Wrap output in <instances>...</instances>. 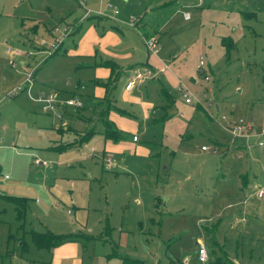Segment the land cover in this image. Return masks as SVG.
<instances>
[{"label":"rangeland","instance_id":"obj_1","mask_svg":"<svg viewBox=\"0 0 264 264\" xmlns=\"http://www.w3.org/2000/svg\"><path fill=\"white\" fill-rule=\"evenodd\" d=\"M146 1L86 0L83 7L79 0H0V264H264V196L254 194L255 185L264 182V145H257L264 135L232 136L223 118L249 120L253 133L264 128V0H182L181 6L180 0H150L152 6L162 1L180 6L167 14L160 39L168 49L161 53L173 49L170 59H164L183 89L205 92L208 99L202 106L187 103L178 85L170 87L162 76L169 94L160 82H148V94L141 88L143 99L164 103L168 117L154 122L135 112L137 141L124 129L117 147L103 151L97 119L101 107L84 98L81 108L53 116L56 124L75 127L65 145L79 144L64 158L43 154L37 148L43 145L28 137L42 105L23 89L9 96L28 72H36L35 78L49 89L81 82L88 92L92 81L70 52L72 40L66 38L56 52L44 45L52 39L50 29L80 22L120 23L128 33H137L127 22L131 15L140 17ZM109 5L119 9L117 22L109 18ZM86 9L90 11L83 18ZM141 42L134 70L146 61ZM8 45L25 53L15 57L14 66ZM201 57L209 80L200 73ZM31 94L37 92L32 88ZM88 130L92 135L83 138ZM202 144L209 149L202 150ZM33 155L44 162L36 163ZM42 166L55 168L52 178L68 196L71 188L76 195V175L91 181L83 193L88 220L78 229L85 235L76 251L69 243L57 250L39 248L31 239L34 221L46 224L49 219L58 232L73 230L69 220L59 229L60 223L44 210V185L54 183L37 175ZM13 180L33 188L24 229L18 227L13 202L1 196ZM67 208L74 206H64L60 219L70 216ZM201 243L205 261L199 259Z\"/></svg>","mask_w":264,"mask_h":264},{"label":"crops","instance_id":"obj_2","mask_svg":"<svg viewBox=\"0 0 264 264\" xmlns=\"http://www.w3.org/2000/svg\"><path fill=\"white\" fill-rule=\"evenodd\" d=\"M151 3L152 2L150 0H147L144 3L143 10L140 16H143L142 23H144L145 29L149 32L154 33L158 37L160 47L157 54L149 53L146 48L147 57L143 68H136L134 70L135 65L138 63L136 61L141 59L140 57L138 58V55L139 51L142 50L143 47L141 42L142 39L140 40L141 37L138 31L133 27L131 28H133L137 33H133V31H131V33H128L123 29L120 23L89 22L84 25L82 24L83 22H80L75 24V27L71 34L66 37L68 38L67 41L72 40V44L74 45V47L71 48V54L79 60L81 65H83L84 71H87L88 80L92 81V84L88 86V88L90 87L88 92H86L85 90L87 85H84V87L81 89L76 87V83L79 84L81 82H76L72 87H70L68 84L62 87L55 86L50 89H60L63 96H68L75 92L80 93L83 101L85 98L90 103H94L101 107V112L97 116V119H99L102 123L99 131L101 135L103 130L104 117L101 113L102 109L107 104L110 105V109L108 110L106 117L104 118L111 120L120 132L125 129V131L132 134V137L134 135V131H136L135 129L139 126V119H137L138 116L135 112L139 113L140 111L143 114V119L147 120L152 118L154 122H164V120L167 119L163 117L164 114L168 117V112L165 108V104H155L150 100L143 99L141 88L145 86L146 92L148 94L147 84L148 82L152 81H156V83L153 84H157V82H160V84L164 87L160 76L165 78L170 83V87L173 88L177 85L179 86V83L182 82L179 76L176 75V73L172 70L170 65L165 60L170 59V57L174 54L173 49H170L165 54L161 53L162 49L168 48L166 46V43L164 44L163 40L160 39V32L170 17L167 16V13H171L170 15H172L175 10L179 9V7L183 5L182 0H180L179 2V7H177V5L175 4L171 5L169 3H164V1L157 4L156 6H152ZM84 15L83 18L88 16L87 15L84 17ZM109 18L112 20L110 16ZM32 22L35 24L38 23L36 19H33ZM139 26L141 28V24ZM33 31H35V28H33ZM170 42L173 41L171 40ZM62 45H64V42L62 43ZM163 64L167 65V68H165L163 71L158 72V74L154 77L146 78L142 81H138L135 84L136 86H139L137 88V91L134 89L136 87L135 85L130 89L125 88L126 81L134 72L138 70H144L146 67L151 65L161 66ZM20 71L23 72L22 70ZM124 75H126V78H124ZM35 77L36 72L34 74V80L37 81V83H34L32 87L37 92L36 95L41 92L50 90L44 85V82L38 81ZM23 78L24 77H22V79L20 80L21 82L23 81ZM121 81L122 83L124 81V84H121ZM207 89L212 88L210 87ZM164 91L166 94H169L167 93L165 87ZM195 93L199 95L198 92ZM199 96L203 98L202 102L208 99L205 92L201 93ZM209 101L212 102V99H210ZM35 102L40 103L38 101ZM199 106H202V104H199ZM68 110L69 108H66L64 113L68 112ZM53 116L54 115L52 113L46 111L43 107L42 109L36 111L33 117V125L29 130L31 134L28 137L29 140L32 139L31 141L41 143L43 145L42 147H37L40 151L43 152V154L57 153L61 158H64L71 154V148L79 144L77 143L74 146L67 147L64 143L71 139L75 127L56 124L53 120ZM69 116H71V114H69ZM23 125L24 123L22 122L20 126ZM91 133L93 132L91 131L90 133L86 134L85 137L92 135ZM137 140L138 139L134 141ZM116 143L117 142L105 139L104 137L103 142H100L103 151H108L106 150V147L115 149V147H117ZM91 148L93 150H98V147L96 146H92ZM29 153L30 152H27V154ZM33 156L35 157L36 155ZM36 170L39 177H46V179H48L49 181L52 179L54 183L51 187L49 186L50 184L44 185L45 193L48 196V203L42 202L44 210L49 215H51L52 221L60 223L58 224L59 229H62L61 227L64 226V221L67 222L69 220L73 226V230H70L69 232H58V230L56 231L54 228H51V226H49L51 220L46 219V224H42L41 221H39L40 226H35L39 223H37V221H34L30 231L49 230L54 233L62 234L74 233L75 235H77L75 239L65 241L53 247H56L55 249L57 250L64 244L69 243L75 246L74 249L76 251L80 236L85 235L78 229L79 227H81V225H86L88 220V200L86 198H83V193L84 191H87L91 188V181L88 178H83L81 176L77 177L76 175L74 177V185H72L76 189V195H74L73 197L72 195L73 193H75L74 189H70L69 196L58 189L61 188L60 184L56 182L55 176L54 178H52V172L55 170L54 167L45 168L44 166H42V168H38ZM21 183H23V185H21ZM11 184L13 185L9 189L6 188L5 192L3 193L23 196L25 197L26 201L28 198L31 201V193L33 191V188L29 187V183L13 180ZM56 184H58L59 186L57 185V187H55ZM259 184H264V182L256 184L255 187ZM242 201L245 202L244 200ZM70 203L73 204L74 209L70 210L69 208H67L65 210L70 216L67 218V220H64L62 218L60 219L58 217L59 211L64 210V206H68ZM28 206L31 210L30 205ZM16 222H18L19 228L24 229V221L22 227L19 226V221L17 219Z\"/></svg>","mask_w":264,"mask_h":264},{"label":"built area","instance_id":"obj_3","mask_svg":"<svg viewBox=\"0 0 264 264\" xmlns=\"http://www.w3.org/2000/svg\"><path fill=\"white\" fill-rule=\"evenodd\" d=\"M79 2L84 7L85 6L84 3H86V0H79ZM109 8H110V13L108 15L113 20H115L117 22L119 9L116 7H113L112 5H109ZM89 11H90L89 9L85 10L84 17L89 14ZM185 17H188L187 12L185 13ZM132 19H134V20H132ZM137 19H138V17L133 18V16L131 15L129 17V21L127 22L128 26L135 28L140 33L141 39H142L143 43L145 44L149 53L157 54V52L159 51V47H160L157 36L155 34H151L148 36L142 34L140 26L137 23ZM74 27H75V25L72 27L71 26H54L51 29V36H52L51 41H49V42H47L46 40L44 41V45L46 46V48H48V50L50 52L57 51L61 47V45L64 42V40L66 39V37L71 34ZM6 51L10 56L9 63L13 66L15 64V57L25 54L23 50H21L19 48H12L9 45L6 48ZM203 65H204V62H203V58L201 57L199 60V70H200V73L202 74V76L204 77V79L208 80L209 76L206 73ZM165 68H167V65L163 64L161 66L151 65V66L146 67L144 70H138V71L134 72L128 78V80L126 81V84H125V88L130 89L138 81H142L146 78L154 77L155 75L158 74V72L163 71ZM33 84H34V73H32V72L25 73L23 81L21 83H19L17 86H15L14 88H12V90L9 92V96H13V95L17 94L22 89L26 90L28 96L31 99L40 102L42 107L46 111L52 113L54 116H57V117L62 116L61 110L64 108L71 107V108L78 109V108H81L84 104L83 98H82L80 93L75 92V93L70 94L69 96H63L61 93V90L57 89V88H53V89L47 90L45 92H41L36 96H33L31 94V89L33 87ZM76 87L83 88L84 85L81 83H79V84L76 83ZM178 87H180V89L183 91V96H184L185 102H187V103L194 102L196 104H202L201 96L197 95L195 92H193L189 89L184 90L182 82L179 83ZM223 118L227 122L224 125V128L227 129L232 136L249 137L250 135H255L257 137H261L264 135V128L253 133V129H254L253 125L251 124V122L249 120H247L243 117H239L237 119H230V118H226L223 116ZM132 138H133V140L137 139L136 135H133ZM257 145L263 146L264 141L262 139H258ZM201 149L207 150V149H209V146L202 144ZM212 150L215 151L216 147L214 146V148H212ZM110 159H111L110 155L107 154L106 161L109 162ZM34 161L36 163L44 162L43 160H41L37 156H35ZM5 177H7V174L5 175ZM254 193L257 197H263L264 196V184L257 185L255 187ZM198 253H199V259L201 261H205L206 257H207V253H206V249L202 243L199 246Z\"/></svg>","mask_w":264,"mask_h":264},{"label":"trees","instance_id":"obj_4","mask_svg":"<svg viewBox=\"0 0 264 264\" xmlns=\"http://www.w3.org/2000/svg\"><path fill=\"white\" fill-rule=\"evenodd\" d=\"M167 6H169V5H167ZM142 17L143 16H140L137 19V23L139 25L141 24V28H140L141 33L144 35H147V36L154 34V33L149 32L145 29L144 23H142ZM139 35H140V33H139ZM140 37H141V35H140ZM197 105L199 106V104H197ZM69 108H71V107H69ZM65 109L66 108L61 110L62 115L65 112ZM109 109H110V105H108V104L105 105L104 108L102 109V113H101L102 116L106 117V114H107ZM61 117H59V118H61ZM104 117H103V130H102L103 137L105 139H109V140H112L114 142L121 139L123 137L122 133L116 128L115 124L111 120L106 119ZM91 131L92 130H88V133H90ZM88 133H86V134H88ZM86 134H84L83 138H85ZM76 144L77 143H72V144L70 143V144H67L66 146L69 147V146H74ZM1 196L3 198H5L6 200L13 202L14 207H15V211H16V219L19 221V226L22 227L24 215H25V212L27 209V201H26L25 197L13 195V194H7V193H1ZM30 235H31V239H32L33 243L39 248H51L55 245H58V244L63 243L65 241L75 239V237H77V235H75L74 233H63L62 234V233H54V232L49 231V230H46V231H34V230H32V231H30Z\"/></svg>","mask_w":264,"mask_h":264},{"label":"water","instance_id":"obj_5","mask_svg":"<svg viewBox=\"0 0 264 264\" xmlns=\"http://www.w3.org/2000/svg\"><path fill=\"white\" fill-rule=\"evenodd\" d=\"M163 204H165V201H164V199H163Z\"/></svg>","mask_w":264,"mask_h":264}]
</instances>
